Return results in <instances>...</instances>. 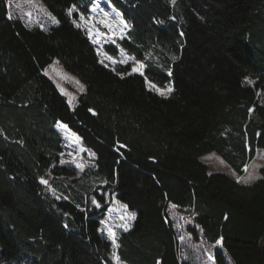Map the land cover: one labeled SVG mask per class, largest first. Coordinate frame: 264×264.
<instances>
[{"label":"trees","instance_id":"obj_1","mask_svg":"<svg viewBox=\"0 0 264 264\" xmlns=\"http://www.w3.org/2000/svg\"><path fill=\"white\" fill-rule=\"evenodd\" d=\"M0 0V264H192L171 208L186 212L215 264H264V168L243 184L209 174L217 152L244 173L264 149V0H107L126 22L118 46L144 66L101 63L70 9L41 0L49 29L9 18ZM108 52H116L107 46ZM59 59L86 85L71 108L45 69ZM148 82L172 88L169 96ZM65 124L95 168L65 181ZM48 174L61 194L40 181ZM135 213L117 248L101 232L113 197ZM96 201V203H93ZM99 204V207H97ZM71 216L77 228H71ZM196 237V235H194Z\"/></svg>","mask_w":264,"mask_h":264},{"label":"rangeland","instance_id":"obj_2","mask_svg":"<svg viewBox=\"0 0 264 264\" xmlns=\"http://www.w3.org/2000/svg\"><path fill=\"white\" fill-rule=\"evenodd\" d=\"M7 7H10L9 15L11 17L22 19L29 28L40 27L42 29H49L58 25L57 19L48 11L41 0H9L7 2ZM73 8L75 10L72 12L71 16L75 25H80L79 27L87 31L105 65L112 69H116L119 65L127 64L132 65V70L134 68H139L142 63L137 62L133 57L127 54L125 50L118 46L117 40L126 36L128 26L122 19L120 13L113 8L107 0H95L93 6L87 13L82 11L79 7L75 6ZM105 13H107V16H105ZM81 15L85 17V20L80 19ZM53 17L56 22L53 21ZM102 20L111 23V31L104 27L103 24L99 23V21ZM121 20L124 21L123 24L119 22ZM94 41L98 42L94 43ZM107 46H113L117 51L114 53L108 52ZM112 61H116V63L113 64ZM121 61H124V63H121ZM133 72L140 73L139 71ZM44 74L56 85L59 92L67 100L69 106L74 108L78 102V98L86 91V85L80 78L76 74L65 69L59 59H55L53 63L45 69ZM152 85L155 84L148 82L149 88L160 94L159 91L151 87ZM155 86L157 89L164 91L165 94L163 96H169L172 92H167V89L171 88L170 86ZM262 97L264 98V95ZM64 126L66 125L63 123L57 124V130L63 138L62 165L73 170L74 174L71 176L63 175L60 176L59 179H64L67 182L81 177L89 169H94L95 155L83 145L81 139L76 134L75 137L79 139H73L72 134L74 133L67 126ZM201 160L208 166L209 174H226L243 184H250L261 176V170L264 168V149L257 148L255 157L247 165V171L244 169L242 175H237L234 169L217 152L205 154L201 157ZM53 178L54 176L52 174H48L43 178V180L48 182L47 185H44L52 193H55L57 197H60L61 194L59 190L51 183ZM244 181L248 182L245 183ZM170 210L177 224L179 241L182 245L185 260H190L192 264H215V246L209 247L204 243L198 229H196L194 233L187 230L188 226L192 225L191 219L186 212L180 211L177 208H171ZM135 217V213L130 212L115 196L113 197L111 206L101 217V232L108 240L112 241L114 249H116L118 245V235L122 231L131 228ZM110 232L113 235H110ZM194 235H196V237ZM181 237H183V240ZM114 262L116 264H122L116 256L114 257Z\"/></svg>","mask_w":264,"mask_h":264},{"label":"snow or ice","instance_id":"obj_3","mask_svg":"<svg viewBox=\"0 0 264 264\" xmlns=\"http://www.w3.org/2000/svg\"><path fill=\"white\" fill-rule=\"evenodd\" d=\"M75 9L73 8V9H70L69 10V12H68V15L69 16H71L72 15V12L74 11ZM105 16H107V13H105ZM9 18H11V16H9ZM53 19V21L54 22H56L55 21V18L53 17L52 18ZM80 19L81 20H85V17L83 16V15H81L80 16ZM121 24H123L124 23V21H119ZM99 23H101V24H103V26L104 27H106V28H108L109 29V31H111V23L110 22H108V21H106V20H102V21H99ZM80 25H77V27H79ZM126 26V25H125ZM89 34H91V33H89ZM99 34V33H98ZM122 38V37H121ZM95 42H98V41H94V43ZM113 62V64H115L116 63V61H112ZM101 63H103V61H101ZM121 63H124V61H121ZM106 67H107V65H105ZM142 69H143V65L141 64L140 66H139V68H134L133 69V71H139L140 72V75H144V73H143V71H142ZM113 71H115V69H113ZM152 88H154V89H156L157 91H159L160 92V94L161 95H164L165 93H164V91H161L160 89H157L156 88V86L155 85H152L151 86ZM172 91V89L171 88H168L167 89V92H171ZM64 127H66V126H64ZM72 136H73V139H75V140H78L79 138L78 137H75V134H72ZM245 171H247V165L245 166ZM42 184H45V185H47V181L46 180H41L40 181ZM245 183H247L248 181H244ZM53 194H55V193H53ZM93 203H96V201H93ZM97 207H99V204H97ZM132 218H134V217H132ZM110 235H113L111 232L109 233ZM181 239L183 240V237H181Z\"/></svg>","mask_w":264,"mask_h":264},{"label":"water","instance_id":"obj_4","mask_svg":"<svg viewBox=\"0 0 264 264\" xmlns=\"http://www.w3.org/2000/svg\"><path fill=\"white\" fill-rule=\"evenodd\" d=\"M66 221L68 223V225L73 228V229H76L77 228V225L75 223V221L73 220V218L71 216H67L66 217Z\"/></svg>","mask_w":264,"mask_h":264},{"label":"bare ground","instance_id":"obj_5","mask_svg":"<svg viewBox=\"0 0 264 264\" xmlns=\"http://www.w3.org/2000/svg\"><path fill=\"white\" fill-rule=\"evenodd\" d=\"M8 1H9V0H8ZM8 1H7V2H8ZM7 8H8V7H7ZM9 8H10V7H9ZM9 8H8V10H9Z\"/></svg>","mask_w":264,"mask_h":264}]
</instances>
